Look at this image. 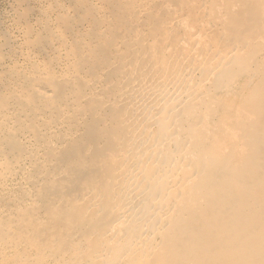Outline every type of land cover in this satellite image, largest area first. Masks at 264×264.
Returning a JSON list of instances; mask_svg holds the SVG:
<instances>
[{"label": "bare ground", "instance_id": "1", "mask_svg": "<svg viewBox=\"0 0 264 264\" xmlns=\"http://www.w3.org/2000/svg\"><path fill=\"white\" fill-rule=\"evenodd\" d=\"M49 2L0 61V264H264V0Z\"/></svg>", "mask_w": 264, "mask_h": 264}, {"label": "rangeland", "instance_id": "2", "mask_svg": "<svg viewBox=\"0 0 264 264\" xmlns=\"http://www.w3.org/2000/svg\"><path fill=\"white\" fill-rule=\"evenodd\" d=\"M16 1L17 2H19V1L21 2V0H0V32H1L0 33V50L3 53V55H4V56L0 55V61L3 60L2 61L3 64L4 65L6 64L7 66L6 65L5 66L9 67V68H10V66H12V64L14 62H17L18 64H16V65L18 66V69L20 71H22V72L27 73L28 70L30 69V65H29V62H27V59L25 60V58H24L25 56L23 55V54H25V52H27L26 47H25L27 45V44L25 45V33H23V30H24V32L26 31L25 30V28H26L25 24H26V22H28L29 25H32L30 27L33 29V32H36V31H38L40 29L39 20H40V22H42V21H45V19L48 17L46 21L49 22L50 26L53 27L52 29H54L55 28V21H52V20H53V16L55 15V13L51 10V5L48 4V3L51 2V1L49 2V0H25V1H22L21 3H17ZM25 2H26V4H25ZM15 3L16 4H20V5L22 4V5H24V7L29 5L28 7L31 8V10H29L30 13L29 12L27 13L25 11L26 14L25 13L21 14L22 12H24L25 9L22 8V5L21 6H19V5L16 6ZM27 3H28V5H27ZM63 3H65V2H63ZM49 6H50V8H49ZM14 7H16L15 8L16 11H15ZM19 11H22V12L20 13ZM16 12L17 13L19 12L21 15L19 13L17 14ZM26 15H28V17H26ZM43 15H46L45 19H44ZM21 16L27 18V21L25 23L23 22ZM34 16L37 18L36 20L34 19ZM49 18L51 19V22L48 21V20H50ZM20 19L22 20L21 22H19ZM3 31H5V33H7V35H9V37L8 36L6 37V34H5V37H6L5 38L4 35H3L4 34ZM12 39H15V40H12ZM6 40H8V45L5 44ZM10 44H12V45H10ZM17 44H18V48H16ZM19 45H20V47H19ZM13 46H15L14 48H16V49H14ZM20 48H21V51L19 50ZM24 48H25V50H24ZM13 59H16V61L13 60ZM228 95H230V94H228ZM239 108L240 107L238 106V110H239ZM236 113H238V116L234 115V117L239 119V117H240L239 112H236ZM236 118L234 119L235 123L239 122L238 119L236 120ZM235 138L236 137H234L233 139H235Z\"/></svg>", "mask_w": 264, "mask_h": 264}]
</instances>
